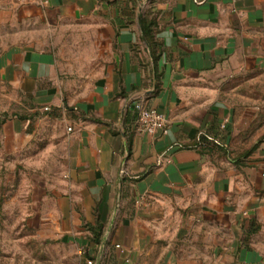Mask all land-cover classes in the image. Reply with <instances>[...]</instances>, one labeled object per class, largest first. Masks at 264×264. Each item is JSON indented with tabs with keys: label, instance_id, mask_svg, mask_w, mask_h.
Here are the masks:
<instances>
[{
	"label": "crops",
	"instance_id": "crops-1",
	"mask_svg": "<svg viewBox=\"0 0 264 264\" xmlns=\"http://www.w3.org/2000/svg\"><path fill=\"white\" fill-rule=\"evenodd\" d=\"M263 81L264 0H0V112H28L0 142L24 147L34 120L54 138L65 188L42 221L101 225L128 264H175L189 236L264 264ZM133 97L167 135L138 129ZM238 137L258 145L235 156Z\"/></svg>",
	"mask_w": 264,
	"mask_h": 264
},
{
	"label": "rangeland",
	"instance_id": "rangeland-1",
	"mask_svg": "<svg viewBox=\"0 0 264 264\" xmlns=\"http://www.w3.org/2000/svg\"><path fill=\"white\" fill-rule=\"evenodd\" d=\"M13 114L23 117L28 112L9 109L0 112V121ZM34 121L26 129L34 133L24 147L9 149L0 142V264H117L119 257L120 264H128L121 253L89 241L93 235L86 232V224L66 232L65 226L53 224L52 219L42 221L39 211L49 206V197L63 194L65 176L63 164L55 159L58 144L42 131L38 133ZM257 145L242 143L238 137L230 150L236 156L250 146L251 154ZM171 243L179 249L175 264L218 262L213 247L204 240L189 236ZM256 244L264 256V234Z\"/></svg>",
	"mask_w": 264,
	"mask_h": 264
},
{
	"label": "built area",
	"instance_id": "built-area-1",
	"mask_svg": "<svg viewBox=\"0 0 264 264\" xmlns=\"http://www.w3.org/2000/svg\"><path fill=\"white\" fill-rule=\"evenodd\" d=\"M130 106L136 113V125L142 132L150 135L165 136L169 130V121L167 117L155 108H148L144 105L143 99L132 98L130 99ZM50 110V107H44V111ZM72 128L67 127V131H71ZM119 247V245H115ZM216 264H224L218 261Z\"/></svg>",
	"mask_w": 264,
	"mask_h": 264
},
{
	"label": "trees",
	"instance_id": "trees-1",
	"mask_svg": "<svg viewBox=\"0 0 264 264\" xmlns=\"http://www.w3.org/2000/svg\"><path fill=\"white\" fill-rule=\"evenodd\" d=\"M101 229V225H95L94 227H91V229L90 230H92V235H93V238H92V240L94 241H96V243L97 242H99V239H98V235H99V230Z\"/></svg>",
	"mask_w": 264,
	"mask_h": 264
}]
</instances>
